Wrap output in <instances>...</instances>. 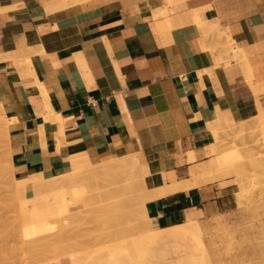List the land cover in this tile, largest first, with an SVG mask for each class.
<instances>
[{
    "label": "crops",
    "instance_id": "1",
    "mask_svg": "<svg viewBox=\"0 0 264 264\" xmlns=\"http://www.w3.org/2000/svg\"><path fill=\"white\" fill-rule=\"evenodd\" d=\"M67 1L0 0V111L13 177L137 153L158 249L194 246L193 237L202 254L178 261L264 256V181L223 176L208 152L219 117L264 110V0ZM24 199L47 204L35 192Z\"/></svg>",
    "mask_w": 264,
    "mask_h": 264
},
{
    "label": "rangeland",
    "instance_id": "2",
    "mask_svg": "<svg viewBox=\"0 0 264 264\" xmlns=\"http://www.w3.org/2000/svg\"><path fill=\"white\" fill-rule=\"evenodd\" d=\"M222 46L224 47L226 45L222 43ZM261 111H262L261 115L258 116L257 118L248 119L244 121L234 120L232 122H226V121H223L221 117H219V119L215 122V126H213L212 128V130L214 131V136L216 137V143L212 144V146L208 150V152H211V153L232 152L233 160L231 161V163L225 166L219 163L220 165L219 172L223 171V174H224L223 176L234 174L238 178H240V180L245 179L246 182L248 183L251 182L252 187H255L256 185H258L260 181H264V110L263 108L261 109ZM6 134H7V130H6V125H5V119L3 118L2 113L0 111V237L1 235L2 236L5 235V239H7L5 240L3 239V237L2 239L0 238V248L1 249L4 248V250H0V264H60V262L63 260H69L71 264H116V262L118 264H142V263L143 264H156L155 262L158 260V256L164 259V262H165L164 264H189L188 262L183 263L181 261H178L177 259L180 257L181 258L185 257V255L189 251H192L197 256H200L202 254L200 250V246L196 244L193 237L190 239V241L192 244H194V246H186V244H188L187 241L181 239V240L169 243V245H167L165 248L158 249L156 243L158 239H161L162 237L159 235L158 232L156 231L155 233L153 232L152 228H156V227L154 226L153 222L150 220V217L146 216L147 214L146 210L144 211L143 208L139 210L138 206H136V204L133 203L134 201H130V203L128 202L129 210L127 209L122 210L120 209L119 203H117V200H116V203L118 205L114 206L115 212H113L114 210L111 211L110 209H109L110 211L109 210L108 211L107 210L106 211L105 210H100V211L93 210V206H96L98 203L96 205H94V203H91L93 204L92 207H87L88 204L85 206L83 202H78V200L82 197L81 195H84V194L87 195L90 192L94 193V192H97L98 190L97 189L96 191H94L95 190L94 188L96 186L94 187L93 185H91L93 183H90L87 185H91L94 188H91V186L85 187L83 182H82L83 186L81 184L79 186V183L83 181L82 180L83 178L81 177L82 176L81 171L83 169L85 170L87 167L83 168L82 166L81 168L75 169L68 173L60 174L55 177L49 176L48 179H45L42 181L43 183H45L44 185L40 186L39 188L31 189L32 192L26 194V191L28 189H23V188L21 189V187L17 185L22 180H16L13 177L12 171L10 169ZM214 158H217V154ZM113 173L116 177V178L114 177V180H117L120 178V174H118L117 170H115V172ZM132 175L133 176L135 175L134 180L138 181V183L136 182L135 185L133 186L134 193L133 192L132 193L135 196L138 195V196L143 197L145 193L147 192L146 175L143 174L142 168L139 165L138 166L136 165V167H134L132 171ZM141 179L144 180L145 183ZM24 180L22 181V185L25 184ZM94 185H96V183ZM81 187L83 189L85 187V189L83 190ZM111 187H113V185H111ZM86 189H89V190L92 189V191L90 190V192L84 193L83 191H86ZM34 192L37 194V198L40 199L44 197L47 199V203L49 204L54 199V197H58V196H67L68 202L63 203V204L58 202L57 204L54 203L55 205L52 203L50 205V210H58V211L56 212V214H53V216L51 215L50 217H48L50 213L49 214L47 213L46 217L48 219L44 218L45 221L47 220L46 222L47 224L45 223L44 220H43L44 222L42 221L40 224L39 223L40 221L38 222L39 219H37V215L31 213V215L33 214L34 217L36 218H34L33 215H32V219L30 218L31 216L30 210H27L28 208L26 207L28 205V202H26L27 200L24 199V197L32 196ZM108 194L106 193L105 196ZM126 205L124 203V206ZM89 206L91 205L89 204ZM124 206L121 205V208H124ZM132 206L135 209L138 208L136 210L138 215L135 214L133 210H131ZM28 207L31 208V206H28ZM143 207L145 208V205ZM90 208H92V210ZM61 210H67V211L62 212ZM84 212L86 213L84 214ZM131 212H133V215H137V216L134 217L131 214ZM24 213L27 214V216L29 217L27 216L25 217ZM107 214L109 215V217H106L108 216ZM128 215H130L131 218H129ZM44 216H42V218ZM102 216H105V217H102ZM112 217L115 218V221H117L116 218L118 217V222L119 221L121 222V223L119 222L120 225L118 224V222L117 224L116 222L112 223V221H114V219H112L111 221ZM133 218H135L136 220ZM29 220L32 221V223ZM84 221L86 223H84ZM102 222H104L105 224H103ZM42 223H45L46 225L45 224L44 225L46 227H42L43 226ZM8 225L9 227L11 225L10 228L8 227L11 231L8 230V228H6ZM29 225H33L34 228L36 226L37 229H39L36 231L38 232L41 230V232L36 233L33 236L34 230L32 229L33 232H31L32 233L31 235L29 233L30 231L28 230V228L29 229L30 227L33 228V226H29ZM40 225L42 226L38 227ZM1 226H4V227H1ZM121 226H123L122 227L123 229L125 228L126 229L125 230L121 229ZM138 226H139V229H138ZM13 227L15 228V230L13 229ZM96 227L98 229H96ZM24 228L25 229L27 228L28 231L27 230L26 231L29 234L26 231H23L25 230ZM89 228L91 229V231L88 230ZM108 228L109 229L111 228V229L109 230ZM106 229L108 230L109 233H107ZM116 229H118V231H116V233L113 232L115 234L111 233L112 231ZM135 229H138V230H135ZM150 231H152L151 234L153 235L146 236V234H150ZM47 233H48V236H47ZM73 233H74V236H73ZM93 233H95V235ZM87 235L89 236L88 239H86L88 237ZM55 236L57 237L60 236V237L56 239ZM62 236L65 239L67 238V240L64 239L65 241H67L66 243L64 240H63L64 242L62 241V243L64 244L63 246L59 245L61 244L60 238ZM53 237H55V239ZM144 237L145 239H142ZM33 238L34 239L37 238L36 244H35L36 240H34ZM69 238H70V242H72L73 240L74 243L72 242L69 245ZM21 239L23 240V242ZM38 239L39 241L41 240L39 242L40 244H38ZM43 239L45 241H43ZM53 239L56 241L59 240V242H56ZM78 239L81 241H78ZM147 239L148 241H146ZM46 241L49 242L50 244H48ZM7 242H8V245H7ZM15 242H17L18 244L17 243L15 244ZM31 243H33L32 246H30ZM51 243L55 246H56L55 243H57L55 250L53 249V245H51ZM9 245L12 247H10ZM45 245L47 246V248ZM74 245H76L77 247ZM60 246H62L61 248H64L63 251L60 248ZM68 246L74 247V248L70 247L72 249V251L71 249L70 251L72 253L74 252L73 255H70L71 252L69 251ZM57 247H59L61 250L59 251L56 250V249H59ZM78 247H80V249ZM6 249L8 250V252ZM66 249L70 253H68ZM61 252L62 253L67 252V253L61 254ZM111 254L116 255L117 258L112 257ZM4 257L6 258L4 259ZM195 259L196 261L198 260L196 257ZM240 259H243V261H236V262L226 261V262H220L218 264H264V256L250 255V256H245L244 258H240ZM1 262H4V263H1ZM195 263L196 262H194V264Z\"/></svg>",
    "mask_w": 264,
    "mask_h": 264
},
{
    "label": "bare ground",
    "instance_id": "3",
    "mask_svg": "<svg viewBox=\"0 0 264 264\" xmlns=\"http://www.w3.org/2000/svg\"><path fill=\"white\" fill-rule=\"evenodd\" d=\"M80 1H82V0H68L67 2H64V3H66V4H72V3H77V2H80ZM63 4V3H62ZM61 4V5H62ZM73 5V4H72ZM63 6V5H62ZM66 6V5H65ZM160 14V13H159ZM195 14H197V13H195ZM191 16V15H190ZM167 17V16H166ZM198 18V17H197ZM199 19V18H198ZM198 21V20H197ZM198 22H200V19H199V21ZM206 23V22H205ZM203 24H204V21H203ZM205 26H206V24H204ZM210 25V24H209ZM212 27V26H211ZM207 28V27H206ZM211 29V28H210ZM212 29H216V25H214L213 27H212ZM207 31V30H206ZM212 31V30H211ZM215 31H217V33H215V34H218V36H219V38L221 39V38H224V33L222 32L221 33V31H219V30H215ZM208 32V31H207ZM226 36V38H225V40L224 39H221V41L222 40H224V44L226 45V46H224V48H226V50L227 49H230V50H232L233 51V57L234 58H239V56H240V52H239V50L237 49V48H235L234 46H233V44H232V41H231V39H230V36L229 35H225ZM238 47V46H237ZM225 50V49H224ZM35 51V50H34ZM244 51V50H243ZM242 51V52H243ZM44 52V51H43ZM42 52V53H43ZM228 52V51H227ZM241 52V57L240 58H242V53ZM38 53V52H37ZM231 53V52H230ZM232 55V54H231ZM231 55H229V56H231ZM247 55H249V54H247ZM18 56V55H17ZM224 56V55H223ZM20 57V56H19ZM246 58V57H245ZM250 58V57H249ZM222 60H223V57L221 58ZM236 59V60H237ZM251 59V58H250ZM235 60V59H234ZM241 60V59H240ZM242 60H243V58H242ZM232 61V60H231ZM245 60H243V62H244ZM250 61V60H249ZM248 61V62H249ZM16 62V61H15ZM216 62H217V60H216ZM229 62H230V60H229ZM236 62V61H235ZM247 62V61H246ZM251 62V61H250ZM27 63V62H26ZM231 63V62H230ZM234 63V62H233ZM239 63V62H238ZM241 63V62H240ZM251 64V63H250ZM219 65V64H218ZM240 66H241V64H239ZM246 65H247V63H246ZM225 66V65H224ZM243 66V65H242ZM242 68V67H241ZM240 68V69H241ZM246 68V67H245ZM249 69H251V68H249ZM242 70H244L243 68H242ZM247 70V69H246ZM247 71H249V70H247ZM246 71V72H247ZM252 73V72H251ZM252 76H253V74H252ZM246 78H248V76L246 77ZM46 92V91H45ZM256 101V100H255ZM258 102V101H257ZM261 106V103L259 104L258 103V106ZM52 106V105H51ZM50 108V107H49ZM262 109V108H261ZM55 115V114H54ZM54 122V121H53ZM9 135V134H8ZM233 153L232 152H218L217 153V161L220 163V164H222V165H227V164H229V163H231V161L233 160ZM98 160V159H97ZM136 165L138 166H140L141 168H142V172H143V174H145V175H147V168H146V165L141 161V159H140V157L137 155V153H135V154H133V152L132 153H129V155H126V156H121V157H118V158H114V159H111V160H109V158H108V160H103V161H101V162H99V163H96V164H86V165H84L83 166V168H85V167H87L85 170L83 169L82 171H81V177L83 178L82 180L83 181H81L80 183H79V186H80V184L82 185V182L84 183V185H85V187L86 186H91V185H93V186H91V188H94L95 190L94 191H96L97 189V192H90V190L92 191V189H86V191H83L84 193H86V192H90L89 194H84V195H81L82 197L78 200V202H83L84 203V205L86 206L87 204H88V206L87 207H92V205L93 204H91V203H94V205H96L97 203V205L96 206H93V210H114V206L115 205H118L117 203H119V206H120V209H122V210H129V203H130V201H134L133 203H135L136 204V206H138V208H139V210H141L142 208H143V210L145 211V208L143 207L145 204V202L149 199V197H150V195H148V194H150L151 192H149L150 191V189L149 190H147L148 192H146L145 193V195L142 197V196H138L137 194V196H135L133 193V186L135 185V183L137 182L138 183V181H136V180H134L135 178H134V176L132 175V171H133V169H134V167H136ZM4 168H6V167H4ZM115 170H117L118 171V174H120V178L119 179H117V180H114V177H115V175H114V173L113 172H115ZM137 170H139V169H137ZM141 170V169H140ZM7 172V171H6ZM139 173V172H138ZM134 174V173H133ZM140 174V173H139ZM121 175H122V177H121ZM48 177L49 176H46V175H44V174H36V175H33V176H31V177H29V178H27V179H25L24 180V182H25V184L24 185H22V181L20 182V183H18L17 185L18 186H20L21 187V189L23 188V189H35V188H39L40 186H42V185H44L45 183H43L42 181L43 180H45V179H48ZM142 177V176H141ZM116 178V177H115ZM143 178V177H142ZM142 180V179H141ZM84 181H86V182H84ZM89 181V182H88ZM91 181H93V182H91ZM143 182H144V180H142ZM90 183H93V184H91V185H87V184H90ZM96 183V185H94ZM145 183V182H144ZM176 183V182H175ZM111 185H113V187H111ZM83 186V185H82ZM167 187H163V189H162V187H160L161 189H162V192H163V194L166 192V189H167V191H169L168 189L169 188H171V187H169L168 185H166ZM174 186V185H173ZM85 187H84V189H85ZM177 187V186H176ZM82 188V187H81ZM105 188V189H104ZM159 188V189H160ZM179 188V187H178ZM83 189V188H82ZM83 189V190H84ZM160 189V190H161ZM174 189V188H173ZM89 190V191H88ZM136 190V189H135ZM145 190V189H144ZM159 191V190H158ZM165 191V192H164ZM82 192V191H81ZM133 192V193H132ZM136 192V191H135ZM143 192H145V191H143ZM161 192V193H162ZM108 194V195H106L105 196V194ZM148 193V194H147ZM160 193V192H159ZM160 193V194H161ZM81 194H83V193H81ZM153 194V193H152ZM151 194V195H152ZM159 194V195H160ZM141 195H143V194H141ZM156 195H158V194H156ZM118 198V199H117ZM116 200H117V203H116ZM58 202H60V203H66V202H68V197L67 196H58V197H54V199L50 202V204L49 203H47L46 205H42V206H38V205H35V206H31V208H29V207H27L28 209L27 210H30V215H31V213H33V214H35V215H37V219H39L38 220V222L41 224V222L44 220V218H47L46 216H47V213L49 214V216L48 217H50L51 215L53 216V214H56V212L58 211V210H50V205L53 203H58ZM129 202V203H128ZM124 203H125V205L126 206H124ZM89 204L91 205V206H89ZM144 204V205H143ZM55 205V204H54ZM121 205L122 206H124V208H121ZM135 206V207H136ZM126 207V208H125ZM141 207V208H140ZM85 208V207H84ZM119 208V207H118ZM117 208V209H118ZM137 208V209H138ZM88 209V208H87ZM91 210H92V208H90ZM89 209V210H90ZM137 209H135V208H133V206L131 207V210H133V212L135 213V214H137V212H136V210ZM109 210V211H110ZM62 212H64V211H67V210H61ZM98 211V212H99ZM104 212V211H103ZM113 212H115V210L113 211ZM112 212V213H113ZM119 212V211H118ZM117 212V213H118ZM128 212H130V211H128ZM133 212H131V214L133 215ZM86 212H84V214H85ZM88 213V212H87ZM100 213V212H99ZM105 213V212H104ZM32 214V215H33ZM68 214V213H67ZM89 214V213H88ZM87 214V215H88ZM144 214H145V212H144ZM24 215H25V217L27 216V214H25L24 213ZM23 215V216H24ZM32 215L30 216V218L32 219ZM45 215V216H44ZM76 215V214H75ZM108 215V214H107ZM119 215V214H118ZM122 215V214H121ZM138 215V214H137ZM137 215H133L134 217L135 216H137ZM38 216H40V217H38ZM42 216H44L43 218H42ZM55 216V215H54ZM82 216H83V214H82ZM106 216V215H105ZM105 216H102V217H105ZM112 216H114V215H112ZM132 216V217H133ZM146 216H148L147 214H146ZM20 217V216H19ZM27 217H29V216H27ZM33 217H34V215H33ZM59 217V216H58ZM99 217H101V216H99ZM106 217H109V215L108 216H106ZM122 217V216H121ZM126 217V216H125ZM128 217L129 218H131L130 217V215H128ZM144 217V216H143ZM23 218V217H22ZM34 218H36V217H34ZM34 218H33V220H34ZM56 218V217H55ZM98 218V217H97ZM123 218V217H122ZM16 219H18V218H16ZM41 219V220H40ZM48 219V218H47ZM77 219V218H76ZM112 219H114V221H112ZM133 219H135V218H133ZM136 219H137V217H136ZM135 219V220H136ZM13 220H14V218H13ZM18 220H20V219H18ZM17 220V221H18ZM50 220V219H49ZM79 220V219H78ZM116 220L117 221H115V218H111V221H112V223L113 222H116V224H117V222H118V217L116 218ZM147 220H149V219H147ZM16 221V220H15ZM25 221V220H24ZM30 221V220H29ZM45 221V220H44ZM43 221V222H44ZM62 221H63V219H62ZM82 221V220H81ZM124 221V220H123ZM2 222V221H1ZM21 222V221H20ZM19 222V223H20ZM31 223H32V221H30ZM35 222H37V221H35ZM47 222V220L45 221V223ZM89 222V221H88ZM105 222V221H104ZM104 222H102L103 224H105ZM120 222V221H119ZM119 222H118V224H119ZM34 223V222H33ZM45 223H42L43 224V226L42 225H40V226H38V227H46L45 225L47 224H45ZM65 223V222H64ZM74 223V222H73ZM84 223H86L85 221H84ZM121 223V222H120ZM8 224H9V222H8ZM36 224H38V223H36ZM36 224H34V225H36ZM45 224V225H44ZM88 224V223H87ZM7 225V224H6ZM27 225V224H26ZM97 225V224H96ZM113 225V224H112ZM120 225V224H119ZM29 226H33V225H29ZM89 226H91V225H89ZM88 226V227H89ZM102 226V225H101ZM117 226V225H116ZM131 226V225H130ZM129 226V227H130ZM1 227H4V226H1ZM9 227V225L6 227V228H8ZM10 227H11V225H10ZM9 227V228H10ZM28 227V226H27ZM74 227V226H73ZM83 227V226H82ZM86 227V226H85ZM98 227H100V226H98ZM123 226H121V229H123L122 228ZM128 227V228H129ZM136 227V226H135ZM8 228V230H10ZM59 228V227H58ZM93 228H95V227H93ZM92 228V229H93ZM114 228V227H113ZM117 228V227H116ZM119 228V227H118ZM131 228V227H130ZM4 229V228H3ZM12 229V228H11ZM13 229L15 230V228L13 227ZM23 229V228H22ZM25 229V228H24ZM34 230V232H33V230ZM71 229V228H70ZM73 229V228H72ZM77 229V228H76ZM96 229H98L97 227H96ZM109 229V228H108ZM111 229V228H110ZM109 229V230H110ZM126 229V228H125ZM125 229H123V230H125ZM132 229V228H131ZM138 229H139V226H138ZM138 229H135V230H138ZM5 230V229H4ZM27 230V228L25 229V230H23V231H26ZM28 230L30 231L29 233L32 235V233L31 232H33L34 234H33V236L36 234V233H39V232H41V230L40 231H36V230H39V229H37V227L35 226V228H34V226H33V228L32 227H30V229L28 228ZM27 230V231H28ZM83 230V229H82ZM88 230H90L91 231V229L89 228ZM153 230V229H152ZM11 231V230H10ZM26 231V232H27ZM36 231V232H35ZM43 231V230H42ZM79 231V230H78ZM100 231V230H99ZM105 231V230H104ZM106 231H107V233H109L108 232V230L106 229ZM116 231H118V229H116V230H114V231H112L111 233H113V232H115L116 233ZM121 231V230H120ZM128 231V230H127ZM6 232H8V231H6ZM64 232H65V230H64ZM72 232V231H71ZM70 232V233H71ZM147 232V231H146ZM149 232V231H148ZM153 232L155 233V231L153 230ZM8 233H10V232H8ZM7 233V234H8ZM28 233V232H27ZM27 233H25V234H27ZM28 233V234H29ZM89 233V232H88ZM115 233H113V234H115ZM128 233V232H127ZM126 233V234H127ZM152 233V231H150V234H146V236L147 235H153V234H151ZM6 234V235H7ZM46 234V233H45ZM80 234V233H79ZM85 234V233H84ZM94 235H95V233H93ZM92 234V235H93ZM124 234V233H123ZM131 234V233H130ZM3 235H4V233H3ZM43 235V234H42ZM57 235V234H56ZM72 235V234H71ZM86 235V234H85ZM145 235V234H144ZM198 235V234H197ZM22 236V235H21ZM47 236H48V233H47ZM47 236H45V237H47ZM50 236V235H49ZM54 236V235H53ZM64 236V235H63ZM63 236L60 238V240H61V244H59V245H64L63 243H62V241L65 239V238H63ZM73 236H74V233H73ZM81 236V235H80ZM88 236V235H87ZM116 236V235H115ZM126 236V235H125ZM129 236V235H128ZM142 236V235H141ZM2 237H3V239H5V235L4 236H2L1 235V239H2ZM16 237V236H15ZM56 237V239L57 238H59L60 236H55ZM55 237H53L54 239H55ZM65 237V236H64ZM82 237H84V236H82ZM127 237V236H126ZM138 237V236H137ZM152 237V236H151ZM17 238V237H16ZM24 238V237H23ZM43 238H44V236H43ZM89 238V236L86 238V239H88ZM149 238V237H148ZM200 237H198V239H199ZM13 239V238H12ZM32 239V238H31ZM30 239V240H31ZM34 239V238H33ZM37 239V238H36ZM36 239H34V240H36ZM50 239V238H49ZM51 239H52V237H51ZM53 239V240H54ZM80 239V238H79ZM78 239V241H81V240H79ZM86 239H85V241H86ZM116 239V238H115ZM127 239V238H126ZM142 239H145V237L144 238H142ZM5 240H7V239H5ZM10 240H11V238H10ZM16 240V239H15ZM22 240V239H21ZM65 240H67V238L65 239ZM64 240V241H65ZM83 240V239H82ZM90 240H91V238H90ZM89 240V241H90ZM200 240V239H199ZM2 241V240H1ZM41 241V240H40ZM39 239H38V244H40L39 242ZM43 241H45L44 239H43ZM52 241V240H51ZM54 241H56V240H54ZM53 241V242H54ZM63 241V242H64ZM105 241V240H104ZM108 241V240H107ZM146 241H148V239L146 240ZM4 242V241H3ZM9 242V241H8ZM8 242H7V245H8ZM22 242H23V240H22ZM21 242V243H22ZM47 242V241H46ZM45 242V243H46ZM52 242V243H53ZM56 242H59V240H57ZM67 241H65V243H66ZM72 242H73V240H72ZM72 242H70V238H69V245H70V243H72ZM99 242H100V240H99ZM134 242V241H133ZM140 242V241H139ZM5 243V242H4ZM17 242H15V244H16ZM37 243V240H36V242H35V244ZM42 243H44V242H42ZM48 244H50L49 242H47ZM51 243V245H53ZM74 243V242H73ZM82 243V242H81ZM90 243V242H89ZM18 244V243H17ZM27 244V243H26ZM32 244L33 243H31V245L30 246H32ZM37 244V245H38ZM56 244V246H57V243H55ZM79 244V243H78ZM101 244V243H100ZM23 245V244H22ZM36 245V246H37ZM47 245V244H46ZM45 245V246H46ZM58 245V246H59ZM10 246V245H9ZM18 246V245H17ZM30 246H28V247H30ZM35 246V247H36ZM56 246L55 245H53V249L55 250V248H56ZM62 246H60V248L62 247ZM65 246H66V244H65ZM74 246H76V245H74ZM80 246V245H79ZM129 246V245H128ZM4 247V246H3ZM5 247H6V245H5ZM10 247H12V246H10ZM43 247V246H42ZM69 247V251H70V249L73 247V246H68ZM71 247V248H70ZM77 247V246H76ZM81 247V246H80ZM80 247H78L79 249H80ZM139 247V246H138ZM142 247V246H141ZM14 248V247H13ZM45 248V247H44ZM46 248H47V246H46ZM57 248H59V247H57ZM56 249V250H61L62 249V251H63V249L64 248H61V249ZM67 248V247H66ZM74 248V247H73ZM143 248V247H142ZM16 249V248H15ZM68 249V248H67ZM66 249V250H67ZM0 250H4V248L3 249H1L0 248ZM7 250V249H6ZM18 250V249H17ZM48 250V249H47ZM75 250V249H74ZM205 250V249H204ZM44 251V250H43ZM46 251V250H45ZM49 251H50V249H49ZM58 251H57V253H58ZM65 251V250H64ZM68 250H67V252L68 253H70L71 251H72V249H71V251L69 252ZM142 251V250H141ZM2 252V251H1ZM4 252V251H3ZM7 252H8V250H7ZM14 252V251H13ZM67 252H61V254H66ZM205 252V251H204ZM31 253V252H30ZM46 253V252H45ZM48 253V252H47ZM74 253V252H73ZM73 253L71 252V254L70 255H73ZM15 254V253H14ZM37 254V253H36ZM55 254H56V252H55ZM206 254V253H205ZM2 255V254H1ZM50 255V254H49ZM55 256V255H54ZM75 256V255H74ZM8 257V256H7ZM34 257V256H33ZM43 257V256H42ZM41 257V258H42ZM3 258V257H2ZM6 257H4V259H5ZM203 259H202V262L200 263V264H206V260H205V258H204V256L202 257ZM137 260H138V258H137ZM79 261V260H78ZM141 261H143V260H141ZM1 263H4V262H1ZM143 264V263H142ZM207 264H208V262H207ZM209 264H210V262H209Z\"/></svg>",
    "mask_w": 264,
    "mask_h": 264
}]
</instances>
